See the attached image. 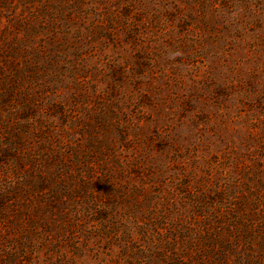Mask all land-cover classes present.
<instances>
[{
  "label": "rangeland",
  "instance_id": "374dc122",
  "mask_svg": "<svg viewBox=\"0 0 264 264\" xmlns=\"http://www.w3.org/2000/svg\"><path fill=\"white\" fill-rule=\"evenodd\" d=\"M0 264H264V0H0Z\"/></svg>",
  "mask_w": 264,
  "mask_h": 264
}]
</instances>
